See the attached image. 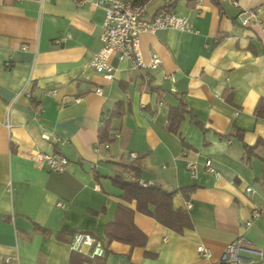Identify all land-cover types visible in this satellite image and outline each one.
Here are the masks:
<instances>
[{
	"label": "crops",
	"instance_id": "crops-1",
	"mask_svg": "<svg viewBox=\"0 0 264 264\" xmlns=\"http://www.w3.org/2000/svg\"><path fill=\"white\" fill-rule=\"evenodd\" d=\"M130 1L145 5L143 20L165 9L190 28L142 34V60L157 55L160 64L139 71L112 56L107 80L89 66L105 14L94 0H0V264H78L68 245L75 232L104 245L105 264H220L240 235L255 252H242L238 264H264V119L254 114L264 101V0ZM244 8L257 10L248 27L236 21ZM118 102L123 112L111 117ZM180 103L186 113L172 133L169 110ZM103 114L114 136L108 149L98 142ZM36 152L63 155L65 171L38 167ZM187 161L196 163L195 177ZM135 163L137 179L172 192L189 227L176 232L122 200L108 177ZM119 207L133 211L129 225L144 245L126 241L124 219L121 239L108 240ZM252 208L261 215L244 228Z\"/></svg>",
	"mask_w": 264,
	"mask_h": 264
},
{
	"label": "built area",
	"instance_id": "built-area-1",
	"mask_svg": "<svg viewBox=\"0 0 264 264\" xmlns=\"http://www.w3.org/2000/svg\"><path fill=\"white\" fill-rule=\"evenodd\" d=\"M82 2H89L90 0H80ZM234 6H238L237 0H230ZM96 6L104 9V20L101 26V32L99 40L101 47L98 51L93 53L89 66L92 67L97 73H100L107 80L114 78V68L110 63V58L116 56L117 58L126 59L132 69L143 71L145 69H154L160 64V59L157 55H153L149 62L145 63L142 60L139 40L140 36L144 33L153 34L157 30L161 29H180L188 30L190 28L187 17L172 14L171 12L161 9L155 13V15L149 20H143L142 17L145 12L144 4H135L130 0H94ZM236 21L242 27H248L253 22L257 21L256 9H241L237 16ZM64 37L60 38L63 40ZM166 78L174 81L172 75H166ZM142 79L145 83L150 80V77L146 73H142ZM95 93L99 96L102 95L101 87H96ZM109 115H104L100 119V124L104 119H107ZM5 127L9 129L10 124L5 121ZM41 138L44 140L50 139L48 133L41 134ZM104 149L109 148L108 143L100 144ZM132 160L137 158L135 153L130 154ZM33 161L38 167H46L48 171L53 174H61L65 171L68 160L61 154H45L42 152H36L33 156ZM94 166V165H93ZM186 169L190 172L192 177H195L198 173V167L196 163L187 161L185 164ZM204 167L207 171L218 177L210 166V161L204 163ZM124 176L128 179L134 180V176L131 172H124ZM140 185L145 186V183L141 179H136ZM247 193H253L251 187L246 188ZM59 206H63L62 203H58ZM261 215V211L257 208L250 210V218L244 223V228L249 227L253 220L257 219ZM69 250L71 252L83 255L88 259H94L96 257H102L105 252L104 245L91 234L85 232L73 233L69 243ZM248 242L243 236H238L232 242H230L224 248L219 263L220 264H238L244 261V258L240 255L242 252H255L248 247ZM199 255L205 259L211 257L210 250L206 247L199 246L197 249ZM261 257L264 253L257 252ZM82 264H87L84 261Z\"/></svg>",
	"mask_w": 264,
	"mask_h": 264
},
{
	"label": "trees",
	"instance_id": "trees-1",
	"mask_svg": "<svg viewBox=\"0 0 264 264\" xmlns=\"http://www.w3.org/2000/svg\"><path fill=\"white\" fill-rule=\"evenodd\" d=\"M122 106L123 105L121 102L116 103L115 109L110 113L111 117L122 114ZM185 113L186 111L183 103H180L177 107L170 108L168 115V124L166 126L168 131L172 133L178 132V128L184 118ZM254 114L256 117L264 119V101H260L256 105ZM104 115L105 114H103V116ZM111 117L104 119L100 124V127L98 129V142L100 144L111 143L114 140V136L110 133L109 126ZM244 149L246 154H250L253 150V147L245 146ZM128 170H133L134 177H136V179L139 177L140 166L138 163H135L134 165H124V172H127ZM97 175V172H95V177H97ZM108 178L112 186L117 187L123 191L122 200L126 202L135 201L136 210L138 212L154 218L160 224L176 232H181L184 228L190 226V221L187 213L181 209L173 208L171 201L172 192L166 191L153 184H146L145 186L140 185L136 179L131 180L126 178L124 175L116 174ZM132 214V210L123 207L118 208V213L115 220L105 228V234L108 240L120 238L116 234L117 226L120 225L122 221L126 220L127 222L125 223L127 227L125 230L127 232H130H128L127 234L126 241L131 245H144L146 237L142 233H140L132 224L129 225ZM126 231L125 233H127ZM71 254L72 255L70 261L76 259L78 264H82V262L84 261H92L93 264H105L102 261L101 257L88 259L74 252H72Z\"/></svg>",
	"mask_w": 264,
	"mask_h": 264
}]
</instances>
